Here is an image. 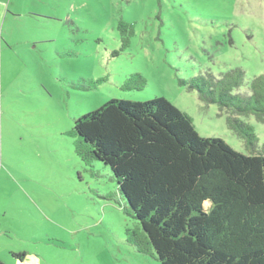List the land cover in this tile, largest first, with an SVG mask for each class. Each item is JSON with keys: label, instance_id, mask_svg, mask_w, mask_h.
<instances>
[{"label": "rangeland", "instance_id": "374dc122", "mask_svg": "<svg viewBox=\"0 0 264 264\" xmlns=\"http://www.w3.org/2000/svg\"><path fill=\"white\" fill-rule=\"evenodd\" d=\"M20 2L0 27V261L21 250L25 264H160L126 244L133 221L110 170L77 156L74 122L110 100L164 97L199 136L262 150L264 122L243 118L257 138L247 146L179 79L264 75V0ZM121 21L134 30L123 50ZM134 75L144 87L124 89Z\"/></svg>", "mask_w": 264, "mask_h": 264}, {"label": "trees", "instance_id": "16d2710c", "mask_svg": "<svg viewBox=\"0 0 264 264\" xmlns=\"http://www.w3.org/2000/svg\"><path fill=\"white\" fill-rule=\"evenodd\" d=\"M122 50L133 26L120 22ZM126 29L129 32H126ZM124 89H142L134 75ZM98 82H90L92 87ZM226 114L228 127L256 146L243 118L264 122V75L242 69L219 78L179 79ZM75 152L90 168L107 167L126 216L125 242L160 264H264V148L246 155L221 138L199 136L192 119L169 100H110L77 118ZM18 261L27 252H11Z\"/></svg>", "mask_w": 264, "mask_h": 264}, {"label": "crops", "instance_id": "0c3cea01", "mask_svg": "<svg viewBox=\"0 0 264 264\" xmlns=\"http://www.w3.org/2000/svg\"><path fill=\"white\" fill-rule=\"evenodd\" d=\"M18 6H21L20 0H15V1H13V0H0V27L1 28H3L5 26L9 13L14 11L13 7L16 8ZM15 251H18V250H15ZM15 251H11V252H15ZM10 259L11 260L13 259L15 264H25L27 262V260L18 261L17 259L12 258V257H10ZM0 264H5V262L0 261Z\"/></svg>", "mask_w": 264, "mask_h": 264}]
</instances>
